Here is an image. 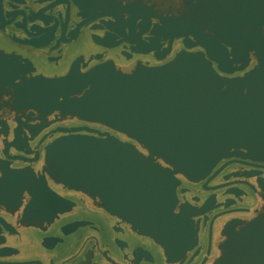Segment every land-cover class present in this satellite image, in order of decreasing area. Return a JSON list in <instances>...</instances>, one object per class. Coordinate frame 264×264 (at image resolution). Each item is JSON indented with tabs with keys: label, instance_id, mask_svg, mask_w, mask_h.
I'll list each match as a JSON object with an SVG mask.
<instances>
[{
	"label": "flooded vegetation",
	"instance_id": "flooded-vegetation-1",
	"mask_svg": "<svg viewBox=\"0 0 264 264\" xmlns=\"http://www.w3.org/2000/svg\"><path fill=\"white\" fill-rule=\"evenodd\" d=\"M4 3L3 9L0 0V264H214L228 239L245 224L232 223L262 217L264 225V147L230 148L198 182L177 173L181 203L204 210L193 215V235L185 250L171 259L152 237L104 210L98 196L50 180L44 168L47 147L66 133H86L77 129L83 126L135 141L57 106L19 102L17 90L25 79L12 77L18 57L34 63L36 70L20 74L31 78L65 75L74 65L86 72L108 60L132 72L139 63L161 65L188 51L204 52L223 77L246 78L259 60L254 50L236 51L221 38L224 28L237 27L225 18L222 0ZM26 11L38 18L35 23H29ZM207 46L220 59L211 58ZM158 160L175 169L162 157ZM45 175L71 205L41 219L40 213L26 211L33 198L30 190L42 186ZM75 222L83 224L71 227ZM106 235L109 241L102 238Z\"/></svg>",
	"mask_w": 264,
	"mask_h": 264
},
{
	"label": "water",
	"instance_id": "water-1",
	"mask_svg": "<svg viewBox=\"0 0 264 264\" xmlns=\"http://www.w3.org/2000/svg\"><path fill=\"white\" fill-rule=\"evenodd\" d=\"M222 3L225 18L237 27L224 28L221 38L236 51L254 50L259 60L246 78L223 77L204 52L188 51L161 65L139 63L132 72L108 60L86 72L74 65L65 75L31 78L25 72L36 70L34 63L18 57L17 72L12 75L25 79L17 90L19 102L57 106L135 141L83 126L77 129L86 133H66L47 147L44 168L50 180L98 196L104 210L152 237L171 259L185 250L193 235V215L204 210H191L181 203L177 173L198 182L228 149L264 147V0ZM4 4L3 0V9ZM25 14L29 23L38 19L30 11ZM207 48L211 58L220 59ZM29 194L33 198L26 212L40 213L41 219L71 205L50 186L47 176ZM261 221L257 217L232 223L231 227L245 224L228 239L214 264H264ZM106 236L102 238L109 241Z\"/></svg>",
	"mask_w": 264,
	"mask_h": 264
},
{
	"label": "rangeland",
	"instance_id": "rangeland-1",
	"mask_svg": "<svg viewBox=\"0 0 264 264\" xmlns=\"http://www.w3.org/2000/svg\"><path fill=\"white\" fill-rule=\"evenodd\" d=\"M45 75H47V74H45Z\"/></svg>",
	"mask_w": 264,
	"mask_h": 264
}]
</instances>
